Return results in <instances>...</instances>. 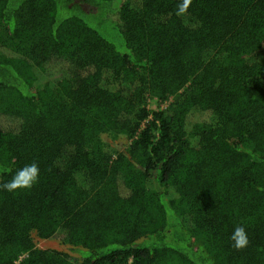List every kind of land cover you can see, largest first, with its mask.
<instances>
[{
	"label": "trees",
	"instance_id": "obj_1",
	"mask_svg": "<svg viewBox=\"0 0 264 264\" xmlns=\"http://www.w3.org/2000/svg\"><path fill=\"white\" fill-rule=\"evenodd\" d=\"M181 2L0 0V264H264V0Z\"/></svg>",
	"mask_w": 264,
	"mask_h": 264
},
{
	"label": "rangeland",
	"instance_id": "obj_2",
	"mask_svg": "<svg viewBox=\"0 0 264 264\" xmlns=\"http://www.w3.org/2000/svg\"><path fill=\"white\" fill-rule=\"evenodd\" d=\"M0 41H2L1 50L4 53L11 54V55H18V52L16 51V46L7 39L5 30L1 28H0ZM69 64L70 63L68 61L66 62L62 61V62L56 63L55 66L57 68V71L52 73L51 77L55 78V77L62 76L63 75L62 73H65L67 71ZM148 106L150 108L156 109L155 98L151 96L149 97ZM20 124L21 123L17 120H14L12 118H7V117L0 115V130H7L9 128L20 130L21 129ZM101 139L104 140L106 143L111 144L117 149L126 148L129 143L126 136L124 135L115 136V134H112V133L103 134ZM34 238H35L37 246L40 248H53V249L65 251L69 254H73L71 247L65 244L64 242H62V240L59 238L39 239L36 233H34Z\"/></svg>",
	"mask_w": 264,
	"mask_h": 264
},
{
	"label": "clouds",
	"instance_id": "obj_3",
	"mask_svg": "<svg viewBox=\"0 0 264 264\" xmlns=\"http://www.w3.org/2000/svg\"><path fill=\"white\" fill-rule=\"evenodd\" d=\"M192 0H182L177 6V15H184L187 13ZM39 165L36 162L25 165L22 169H19L12 177L11 180L0 184V189L14 192L20 188H31L39 179ZM230 240L233 242L232 247L236 250H241L248 246L250 243L247 230L243 224L237 225L230 236Z\"/></svg>",
	"mask_w": 264,
	"mask_h": 264
}]
</instances>
